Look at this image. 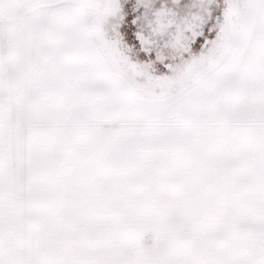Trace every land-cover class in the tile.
<instances>
[{"label":"snow or ice","instance_id":"6c2138e0","mask_svg":"<svg viewBox=\"0 0 264 264\" xmlns=\"http://www.w3.org/2000/svg\"><path fill=\"white\" fill-rule=\"evenodd\" d=\"M0 264H264V0H0Z\"/></svg>","mask_w":264,"mask_h":264}]
</instances>
